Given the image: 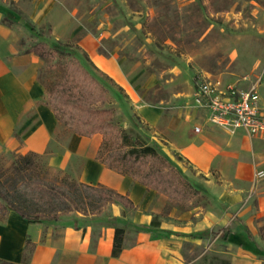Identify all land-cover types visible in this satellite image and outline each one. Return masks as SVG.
<instances>
[{"label":"crops","instance_id":"crops-1","mask_svg":"<svg viewBox=\"0 0 264 264\" xmlns=\"http://www.w3.org/2000/svg\"><path fill=\"white\" fill-rule=\"evenodd\" d=\"M17 1L0 0V153L46 156L47 168L60 177L113 190L129 199L133 208L114 201L99 212L58 213L33 223L8 210L0 218V263L184 264L177 250L170 249L172 256L163 254L167 251L164 243L191 241L190 235L204 232L215 233L222 240V251L228 254L224 264H264V179L255 178L256 171L264 169V140L243 129L229 133L212 125L206 112L197 108L169 110L143 103L130 93L132 109L125 113L126 119L137 118L162 137L195 171L198 190L213 199L214 205L208 209L180 212L172 206L164 215L167 196L96 159L101 134L79 138L61 128L47 104V86L41 79L45 61L24 48L26 25L3 22L9 12L23 21L6 4ZM79 46L98 70L125 87L115 61L99 54L94 39L84 37ZM253 81L238 86L248 89ZM153 220L159 226H152ZM116 227L125 228L126 234L122 252L112 257ZM130 229L135 232L132 243ZM201 243L198 239L194 244Z\"/></svg>","mask_w":264,"mask_h":264},{"label":"rangeland","instance_id":"rangeland-1","mask_svg":"<svg viewBox=\"0 0 264 264\" xmlns=\"http://www.w3.org/2000/svg\"><path fill=\"white\" fill-rule=\"evenodd\" d=\"M6 4L23 19L15 18L14 23L26 25L25 49L34 51L35 46H40L47 50L65 43L73 45L65 49L70 52V58L59 60L49 55L43 58L46 70L42 71L41 79L46 83L47 95L64 78L72 58L77 56L85 63L82 56L86 53L79 46L84 37L94 39L99 54L115 61L123 74L125 87L112 78L113 83L103 81L108 89L103 107L111 111L113 123L134 139L137 136L154 147L160 155L147 156L137 164H124V169L137 178L153 173L156 185L163 189L171 187L181 198L180 201L168 199L162 207L164 215L172 206L181 212L214 205L213 199L198 190L195 180L199 177L194 176L192 167L179 159L162 137L139 119H126L125 113L132 109L129 107L132 94L143 103L169 107V110L185 112L195 108L193 90L198 76L235 85L246 84L244 77L254 80L264 70V0H18ZM39 33L43 39L38 38ZM76 71L74 69V73ZM262 87L258 91L264 102ZM74 97L86 104L101 106L95 102L97 95L93 91L74 94ZM59 125L68 129L62 123ZM130 143L124 145L108 134L105 153L111 149L127 150ZM19 156L0 153L3 190L11 191L13 180L21 177L14 169ZM28 159L30 162L24 166L28 178L62 186L74 183L50 171L46 156H29ZM57 215L41 214V218ZM128 233L132 243L134 229ZM190 239L164 243L167 251L163 254L172 256L170 249L177 250L184 264H224L228 260V254L222 251V240L215 233L194 234ZM198 239L202 243L195 245Z\"/></svg>","mask_w":264,"mask_h":264},{"label":"trees","instance_id":"trees-1","mask_svg":"<svg viewBox=\"0 0 264 264\" xmlns=\"http://www.w3.org/2000/svg\"><path fill=\"white\" fill-rule=\"evenodd\" d=\"M14 20L15 18L11 12L4 15L3 22L8 26H12ZM31 31L34 32V29L32 28ZM38 36V38L43 39L41 33ZM72 47L71 43L49 47L47 50L40 48V46H35L34 52L42 58L49 55L57 56L59 60H63L70 58V52L65 49ZM82 58L85 63L77 56L71 59L66 67L67 71L64 78L58 82L50 95H47V104L52 109L51 111L54 112L57 120L73 131L79 138L81 136L90 137L94 136V134H101L102 143L97 151L96 159L108 169L123 176H130L147 188L164 194L169 199L180 201L181 198L175 195L171 187L163 189L156 185L153 173L137 178L132 172L124 169V164H137L147 156L157 157L160 155L154 147H150L144 141H140L137 136L134 139L132 134L113 123L111 111L103 107L106 102L105 95L108 92L103 81L108 83H113V81L98 70L85 54ZM84 64H87L92 71L96 72L98 77L93 75ZM74 69H77L76 73H74ZM100 77L102 81H100ZM119 90L121 89L119 88ZM92 91L97 95L94 100L101 105L100 107H95L94 104H86L74 97V94H89ZM108 134L121 140L124 145L129 142L132 144H129L130 147L127 150L111 149L105 153ZM29 156L38 155L32 153L20 155L17 158L18 161L14 163V169H16L17 173H21V177L13 180L11 191L3 190L0 187V218L4 217L8 210H13L22 218L33 223L41 220V214L52 215L73 210L84 213L88 211L91 213L99 212L102 209L101 207L114 201L120 202L126 209L133 208V204L129 199L110 189L91 187L85 184H78L75 181L69 186H62L43 180H32L28 178L29 175L24 167L30 162ZM177 157L181 159L178 155ZM194 192L198 193L197 190H194ZM39 202H42V204H39ZM48 212L50 214H47ZM152 226H159V223L153 220ZM225 230L221 229V232H225ZM125 234V228H115L112 257H118L122 252Z\"/></svg>","mask_w":264,"mask_h":264},{"label":"built area","instance_id":"built-area-1","mask_svg":"<svg viewBox=\"0 0 264 264\" xmlns=\"http://www.w3.org/2000/svg\"><path fill=\"white\" fill-rule=\"evenodd\" d=\"M244 82H249L247 77ZM264 84L262 70L247 88L229 84L220 79L198 76L193 90L195 108L206 112V119L229 133L245 130L251 137L264 140V110L260 106L258 88ZM198 132L199 128L196 127ZM258 180L264 179V169L255 173Z\"/></svg>","mask_w":264,"mask_h":264}]
</instances>
